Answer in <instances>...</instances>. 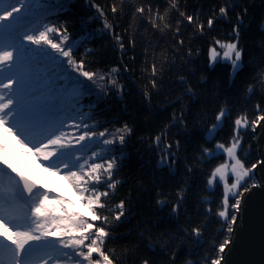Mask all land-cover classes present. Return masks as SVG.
I'll return each instance as SVG.
<instances>
[{"label": "trees", "instance_id": "16d2710c", "mask_svg": "<svg viewBox=\"0 0 264 264\" xmlns=\"http://www.w3.org/2000/svg\"><path fill=\"white\" fill-rule=\"evenodd\" d=\"M114 3L118 8L115 14L111 10ZM177 3L179 11L193 16L194 24L171 8L169 0L29 3L33 11L47 12L45 23L53 22L67 29L74 59L83 60L85 70L97 73L93 82L80 77L66 61L63 71L52 77L43 75L49 71L47 62L35 66L40 89L36 99L58 105L61 115L57 127L64 121L68 125L64 130L78 131L77 136L89 130L107 129L112 133L124 125L132 129L123 145H104V138H100L85 141V146L76 151L83 159L95 152L104 158H116L119 164L113 179L120 183L108 198V206L115 209L123 200L125 215L120 221L113 219L106 228L111 234L104 247L114 264H143L144 260L149 264H211L218 255L221 257L217 250L230 235L225 221L218 216L223 210V182L207 184L215 167L225 162L226 155L216 145L230 146L237 117L246 115L251 121L264 114V0H177ZM149 5L153 13L157 8L161 15L167 12L165 21L170 28L161 31L152 27ZM140 6L146 9L144 15L135 12ZM221 6L229 9L226 17L219 14ZM208 18L213 19L211 28L207 26ZM197 22L204 25L202 32L195 26ZM105 23L111 27L106 29ZM234 27H238V46L242 51V68L235 74L229 61L218 57L212 63L209 59L210 48H218L216 40L235 41ZM32 29L42 30L39 18L23 31ZM52 37L61 39L55 34ZM153 65L157 69L155 76ZM113 68L118 72L109 77ZM59 72L60 76L54 79ZM69 72L79 79L78 103L72 102V92L67 91L72 79L67 77ZM100 74H105L104 81L99 80ZM109 79L116 80V86ZM49 86L59 92L48 93L45 89ZM221 109L226 115L214 134H210ZM73 123L80 124V129L71 127ZM240 133L237 155L245 167L251 168L259 162L256 136L250 127L241 128ZM158 135L159 144L155 141ZM168 144L172 145L170 149L166 148ZM205 148L215 152V156L209 158L203 151ZM165 152L173 154L166 165L161 163ZM17 160L10 162L14 164ZM20 161L25 163L27 155ZM35 166L38 169L42 164L36 160ZM228 179L232 182V177ZM57 181L62 188L68 185L64 179ZM246 182L248 188L256 184L251 175ZM239 191H244L243 186ZM57 192L65 197L58 189ZM232 203L230 197L229 205ZM177 204L179 207L173 212ZM70 207L76 211L72 204ZM79 210L89 215L82 204ZM101 211L111 218L107 209ZM229 214H233L231 207ZM193 229H199L200 236ZM98 258L94 254L93 259ZM59 260L61 264H74V259L68 256Z\"/></svg>", "mask_w": 264, "mask_h": 264}, {"label": "snow or ice", "instance_id": "6c2138e0", "mask_svg": "<svg viewBox=\"0 0 264 264\" xmlns=\"http://www.w3.org/2000/svg\"><path fill=\"white\" fill-rule=\"evenodd\" d=\"M169 2L171 8L176 9L181 17H184L189 24H194L192 15L179 11L177 0H169ZM111 10L114 14L118 11L115 3ZM145 11L144 6L135 9V12L141 15H144ZM228 11L226 6L219 8L221 16L226 17ZM244 11L246 13L247 10ZM147 12L153 28L163 31L171 27L170 23L165 21L167 12L161 15L157 8L153 13L151 5L148 6ZM101 15H104L102 11ZM37 18L42 30L32 29L24 32V27ZM46 18V11H33L25 0H15V3H11L10 0H0V134L15 137L17 143L25 150L24 154L35 157L46 170L58 175L63 174L89 215L86 216L81 210L73 211L70 207L72 202L65 197L53 196L47 190H40L36 183L19 172L14 164L6 158L3 159V165H6L19 179L9 177L12 184L7 188L0 183V229L11 233L10 236L0 237V264H49L56 254L74 259V264H114V260L104 251V247L106 238L111 234L106 228L113 219L120 221L125 215L123 200L115 205V209L108 206V198L114 194L120 183L113 179L114 174L119 171V164L116 158H104L95 152L87 159H83L76 154V151L85 146V141L100 138H104L102 141L104 145L115 146L117 143L123 145L132 129L124 125L112 133L107 129L100 132L89 130L77 136L75 132L64 130L68 126L64 121H60V127H57L61 115L57 110L58 105L51 104L46 99H36L40 89L37 79L39 74L35 66L41 62H48L52 65L51 73L54 75L57 71H63V64L66 61L80 77L93 82L97 79V73L85 70L83 60L74 59L72 55L74 48L69 43L67 29L53 22L45 23ZM195 26L203 31L202 23L197 22ZM207 26L208 28L213 26L212 18L207 19ZM104 27L108 29L111 26L105 23ZM233 31L236 33L235 41L216 40L215 44L223 50L222 59L230 62L231 70L235 74L242 68V51L238 46V27H234ZM53 34L61 37L59 42L52 38ZM121 48H123L122 44ZM45 49H50L64 60L57 63L55 57ZM220 56L221 53L216 47L210 48V62H217ZM156 71V66L153 65V76L156 75ZM116 72L118 69L113 68L108 76L111 77V74ZM99 80L104 81L105 74H100ZM109 82L113 86L117 84L114 79H109ZM78 84L77 81L72 89L73 103H78L81 95ZM152 86L156 87L155 81L152 82ZM45 91L55 94L59 89L49 86ZM144 95L147 97L148 93L145 92ZM257 111L260 112V105H257ZM225 115V111L221 109L216 116V124L209 129L210 134H214ZM262 121L264 114L256 115L251 121L246 115L237 117L234 121V136L230 146L226 147L223 143L216 145V149L223 150L231 163L225 162L215 167L207 184L213 186L217 178L218 182H223V210L218 212V216L225 221L224 226L228 233L232 232V226L237 219L234 212L240 207L241 200L238 197L244 194L239 188L243 186L244 192L249 190L246 178L250 174L254 175L252 169L256 167V165H252L251 168L245 167L242 159L237 155L242 138L240 129L250 127L255 132ZM71 127L79 130L81 125L73 123ZM83 127L88 128V125L84 124ZM155 141L159 144L161 136H156ZM176 146L179 147V144L177 143ZM171 147L170 144L166 145V148ZM203 151L209 158L216 154L207 148ZM6 152L7 146L0 145V153ZM171 155L173 154L165 152L161 163L166 165ZM175 162V159L171 160L172 164ZM229 170L234 177V182L231 184L228 183ZM6 175L9 173L0 169V181ZM252 186L255 187L256 184ZM178 195L183 199L182 194L178 193ZM230 197L234 200L231 206ZM178 207L179 204L174 206L173 212H176ZM229 207L233 209L231 215ZM105 209L112 214L111 218L101 211ZM193 231L200 236L199 229ZM229 243L230 240L225 239L220 244L218 253L222 254ZM61 250H70L71 254ZM94 254L99 258L93 259ZM54 264H61V260L56 259ZM143 264H149V261L144 260ZM211 264H221V257L218 255Z\"/></svg>", "mask_w": 264, "mask_h": 264}, {"label": "water", "instance_id": "95a60500", "mask_svg": "<svg viewBox=\"0 0 264 264\" xmlns=\"http://www.w3.org/2000/svg\"><path fill=\"white\" fill-rule=\"evenodd\" d=\"M254 134L259 157L252 175L256 186L240 196L237 219L230 243L221 254V264H264V121Z\"/></svg>", "mask_w": 264, "mask_h": 264}, {"label": "rangeland", "instance_id": "374dc122", "mask_svg": "<svg viewBox=\"0 0 264 264\" xmlns=\"http://www.w3.org/2000/svg\"><path fill=\"white\" fill-rule=\"evenodd\" d=\"M34 0H25V2L27 3H32ZM54 35V34H53ZM56 42H59V37H52ZM52 57H55L56 62L59 60H64V58L62 57H58L55 53L51 52L50 49H45ZM217 50H222L219 47L217 48ZM222 54H223V50L221 51V56L219 57L220 59H222ZM48 72H44V76L48 75L49 77H52L53 74L51 73V67L52 65L50 63H48ZM58 72V71H57ZM60 72L57 73L54 77V79L58 78L60 76ZM71 76V84L67 86V91L68 92H72V89L75 85L76 82H72V81H79L78 78H76V76L72 73H67V77ZM99 82V81H98ZM62 82H60L61 84ZM100 83V82H99ZM101 84V83H100ZM264 85V83H263ZM70 86V87H69ZM43 97L39 96V98ZM75 134L77 135L78 131H74ZM0 145H6L7 146V152L6 153H0V169H2L4 172L9 173V175H6L3 177L2 181H0V183H2L4 185L5 188H7L9 185L12 184V180L9 177H14L15 179H17L18 176H16L15 173H12L10 169L7 168L6 165H3L2 161L3 159H8L10 162V157L11 155H14L15 157H17V160L14 163V166L17 168V170L19 172H21L24 176H26L27 178L31 179L32 181H34L36 184L40 185V187L43 190H47L49 192L52 193L53 196L58 195L57 189L68 199L72 202L73 207L75 208V210H79L81 209V202L80 200L77 199L78 195L77 193L73 190L72 185L66 180L64 179L63 174H56L53 171H48L46 170L45 166L42 164L41 168L36 169L35 166V161L37 160L35 157H31L27 155V161L25 163H23L22 160L23 157L25 156L24 153H20L21 150V145L17 143L16 138L10 135H6V134H0ZM218 151H223V150H218ZM20 161V162H19ZM19 162V163H18ZM225 162H228L229 164L231 163L230 161L227 160V157L225 156ZM224 162V163H225ZM12 163V162H10ZM223 164V163H222ZM20 167V169H19ZM252 173H253V169H252ZM252 177V174H250ZM228 177H232V182L231 180L229 181L228 179V183L231 184L234 182V177L231 175V172L229 170V175ZM61 178L66 180L68 183V185L63 186L61 185V182H58L57 180ZM253 179V177H252ZM218 181V178H217ZM253 182L254 181L253 179ZM222 183V182H220ZM54 184L60 185L61 188L55 187ZM56 189H55V188ZM223 188V185H222ZM243 192V191H242ZM79 198V197H78ZM11 233L10 232H3V229H0V237L2 236H10ZM54 243V241H52ZM5 243H7V241H5ZM62 252H70V250H61ZM64 256L59 255V258H55L56 259H61ZM54 259L49 261V264H54ZM66 263V262H65Z\"/></svg>", "mask_w": 264, "mask_h": 264}]
</instances>
